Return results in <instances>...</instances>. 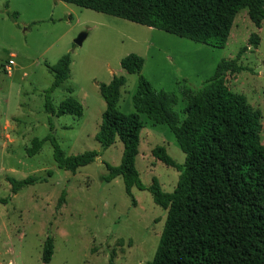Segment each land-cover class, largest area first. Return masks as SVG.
Returning <instances> with one entry per match:
<instances>
[{
    "label": "rangeland",
    "instance_id": "obj_1",
    "mask_svg": "<svg viewBox=\"0 0 264 264\" xmlns=\"http://www.w3.org/2000/svg\"><path fill=\"white\" fill-rule=\"evenodd\" d=\"M16 13L12 18L11 14ZM86 37L80 46L74 41ZM252 34L256 49L248 47ZM237 61L242 70L227 77L229 89L244 96L264 112V22L257 29L247 10L235 17L223 48H212L116 17L55 0H0V264H44L45 240L53 241L48 264H146L151 261L162 232L166 211L153 203L147 191H124L121 178L109 183L105 165L119 166L120 142L101 150L95 140L105 111L98 85L123 76L118 110L134 113L132 96L138 77L120 67L122 58L135 54L144 59L141 75L155 90L177 96L173 108L184 118L187 93L198 90L222 61ZM69 55L68 79L48 92L53 67ZM12 71L2 66L11 59ZM71 90V92H69ZM52 106L72 98L83 107L81 118H56L45 112L46 96ZM140 134L135 167L145 187L156 179L160 188L174 190L179 173L152 156L164 147L177 163L184 154L166 125H156L139 115ZM51 135L66 156L96 151V160L72 174L57 167L53 147L45 142L39 153L26 150L34 139ZM37 180L12 193L8 179ZM64 192L63 202L58 204Z\"/></svg>",
    "mask_w": 264,
    "mask_h": 264
},
{
    "label": "trees",
    "instance_id": "obj_2",
    "mask_svg": "<svg viewBox=\"0 0 264 264\" xmlns=\"http://www.w3.org/2000/svg\"><path fill=\"white\" fill-rule=\"evenodd\" d=\"M79 8L116 17L140 26L186 39L212 48H223L239 11L246 9L248 19L260 29L264 22V0H55ZM12 18L16 13L11 14ZM248 47L256 49L259 37L252 34ZM236 59L220 62L214 75L202 86L187 93L184 118L179 121L173 108L178 98L173 93L155 90L141 75L144 59L130 54L120 61L129 75L138 77L132 96L134 113L118 110L123 76H114L108 84H99L105 111L95 140L101 150L115 142L123 146L119 166L105 165L109 183L122 179L124 191L147 190L153 203L166 211V219L155 254L146 264H264V112L254 109L240 94L232 92L227 77L242 68ZM69 55L61 57L48 70L53 82L48 92L62 86L70 74ZM71 92V90H69ZM45 112L59 118H81L82 105L72 98L52 106L46 96ZM145 115L156 125H166L184 154L177 164L164 147H156L152 156L179 173L174 190L164 192L156 179L145 187L135 167ZM50 141L53 159L61 170L75 174L92 164L96 151L66 156L51 135L34 139L26 154L32 157ZM12 193L37 182L28 177L8 179ZM64 192L58 204L63 202ZM53 255V241L48 237L42 248V262ZM109 264H113L110 260Z\"/></svg>",
    "mask_w": 264,
    "mask_h": 264
},
{
    "label": "built area",
    "instance_id": "obj_3",
    "mask_svg": "<svg viewBox=\"0 0 264 264\" xmlns=\"http://www.w3.org/2000/svg\"><path fill=\"white\" fill-rule=\"evenodd\" d=\"M14 57L11 56V59L8 61V63L4 66H2L3 68V71L6 73V74H9L11 71H12V66L14 65V62H13V59Z\"/></svg>",
    "mask_w": 264,
    "mask_h": 264
},
{
    "label": "water",
    "instance_id": "obj_4",
    "mask_svg": "<svg viewBox=\"0 0 264 264\" xmlns=\"http://www.w3.org/2000/svg\"><path fill=\"white\" fill-rule=\"evenodd\" d=\"M86 35L85 34H80L77 39L74 41V43L78 46H80L85 39Z\"/></svg>",
    "mask_w": 264,
    "mask_h": 264
}]
</instances>
